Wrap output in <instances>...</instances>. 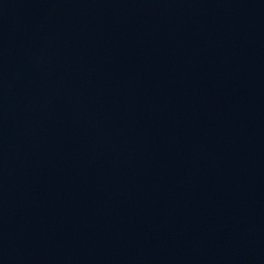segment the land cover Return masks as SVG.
Returning a JSON list of instances; mask_svg holds the SVG:
<instances>
[{
  "label": "water",
  "instance_id": "water-1",
  "mask_svg": "<svg viewBox=\"0 0 264 264\" xmlns=\"http://www.w3.org/2000/svg\"><path fill=\"white\" fill-rule=\"evenodd\" d=\"M0 264H264V0H0Z\"/></svg>",
  "mask_w": 264,
  "mask_h": 264
}]
</instances>
